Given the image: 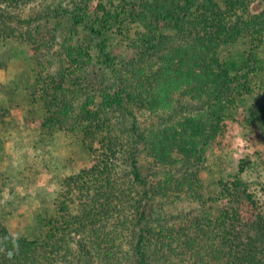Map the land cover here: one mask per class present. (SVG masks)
Wrapping results in <instances>:
<instances>
[{
	"label": "trees",
	"instance_id": "trees-1",
	"mask_svg": "<svg viewBox=\"0 0 264 264\" xmlns=\"http://www.w3.org/2000/svg\"><path fill=\"white\" fill-rule=\"evenodd\" d=\"M254 2L0 0V42L30 45L42 69L28 89L43 114L32 102L21 126L41 140L77 134L92 154L62 178L44 237L0 219V264H264L247 162L214 187L202 174L241 105L264 138V0ZM115 37L130 56L113 52ZM95 57L111 77L93 75Z\"/></svg>",
	"mask_w": 264,
	"mask_h": 264
},
{
	"label": "rangeland",
	"instance_id": "rangeland-1",
	"mask_svg": "<svg viewBox=\"0 0 264 264\" xmlns=\"http://www.w3.org/2000/svg\"><path fill=\"white\" fill-rule=\"evenodd\" d=\"M259 2L255 0L252 6L260 8ZM83 33H87L81 32L84 39ZM87 37L91 42L86 44L94 45L90 34ZM111 49L121 57L132 52L119 37L114 38ZM33 53L34 49L24 42H0V61L4 62L0 65V219L14 234L39 238L48 229L42 219L57 216L56 201L62 178L90 165L92 154L83 149L77 134L57 130L41 140V129L21 126L32 104L39 116L43 114L42 102L37 95L31 96L28 89L35 83L33 77L42 70ZM57 67L54 65L49 71L56 72ZM92 68L96 71L93 75L104 72L107 77L112 76L96 57ZM261 78L255 77L253 83L262 85ZM252 101L254 98L249 97L247 103ZM243 111L241 105L239 119L229 122L221 143L209 150L202 174L206 183L214 187L217 178L235 174L245 160L242 178L264 208V138L255 136L254 130L246 127L240 115ZM31 133L34 139L28 136ZM148 160L142 155V164Z\"/></svg>",
	"mask_w": 264,
	"mask_h": 264
}]
</instances>
